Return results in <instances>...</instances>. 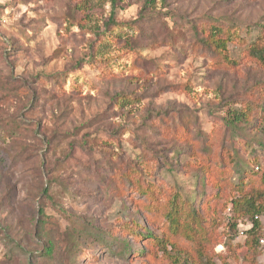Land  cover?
Listing matches in <instances>:
<instances>
[{
  "label": "clouds",
  "instance_id": "1",
  "mask_svg": "<svg viewBox=\"0 0 264 264\" xmlns=\"http://www.w3.org/2000/svg\"><path fill=\"white\" fill-rule=\"evenodd\" d=\"M82 2L0 0V264H40L46 250L52 264H184L186 253L198 249L193 240L182 243L187 231L179 238L173 235L170 201L178 191L190 200L194 180L169 170L175 153H168L165 162L160 138L138 128L137 117H143L149 101L122 107L117 98L119 78L129 70L118 58L115 36H139L134 22L141 19L144 0H120L115 8L113 0H92L89 19L83 18L84 11H75ZM216 3L172 0L170 10L157 0L152 13L171 11L162 20L172 35L211 17L222 29L216 39L228 42L229 59H237L235 51L239 67L246 73L251 69L244 77L233 75L223 89L194 80L192 95L204 105L205 115L182 138L192 143L199 142L202 132L215 135L212 126L219 129V117L228 109L240 110L249 115L240 122L248 135L242 139L230 131L229 140L242 149V166L264 178V0H225L223 9L212 11ZM113 12L118 24L108 31L105 22ZM105 42L112 50L100 54ZM174 47L179 51V44ZM199 48L190 49L184 66L203 77L201 65L210 58ZM164 53L171 54L167 44L158 51H140L148 58ZM256 120L259 124L252 127ZM253 150L260 154L258 160L251 157ZM200 166L194 157L190 167ZM238 179L230 175V182ZM10 188L13 198L5 204ZM231 208L229 204L222 214L231 218ZM45 218L49 224L41 227ZM146 218L151 220L147 230ZM236 223L238 230L253 227ZM146 231L166 242L161 247L150 239L141 243ZM125 237L132 241L130 249L124 247ZM146 247L151 250L139 255ZM203 247L209 254L213 249L230 254L225 240Z\"/></svg>",
  "mask_w": 264,
  "mask_h": 264
},
{
  "label": "rangeland",
  "instance_id": "2",
  "mask_svg": "<svg viewBox=\"0 0 264 264\" xmlns=\"http://www.w3.org/2000/svg\"><path fill=\"white\" fill-rule=\"evenodd\" d=\"M163 7L169 8L171 10L172 0H162ZM120 1L118 2V4ZM117 5V4H116ZM113 5V8L116 7ZM225 7V0H217V3L214 5L212 11H219ZM157 8V0L154 2H147L144 0V7L142 9L141 19L139 21L134 22L139 28V36L136 39H132L127 36V33L121 32L120 34L115 36V44L120 49L118 58L121 60H125L124 68L128 69V74L123 75L119 78V91L118 95H128L133 97L134 103H140L141 101L147 99L149 102L145 105L143 109V117H137L138 120V128L140 130H148L150 129L153 133L154 137L160 138L157 141V145L159 147V153H162L164 157L169 160L168 153H175L174 160L175 164L181 166H174V170H176L177 175L183 173V175H191L194 180V184L189 188L190 195L191 193L195 194L193 198L195 203H199L200 196L202 194L199 193H211L213 191L211 185L207 186L208 183L205 181L204 177L199 182V178L196 180L195 174L196 170L190 169L193 157L178 155L177 152H183L182 148L178 146V143L175 142L176 138L173 136H169L167 131L161 132V129L156 128V124L161 122V116L166 117L168 120L178 119L181 116H190V119L193 122H198L201 120L202 116L205 114L201 112L202 105L199 101L198 96L192 95L193 87L192 82L194 80H199L201 83L207 82V84L212 88L223 89L229 87L231 78L233 75H238L239 77H244L249 75V72L246 73L243 69L239 67V58L238 53L235 51L232 52V55L237 56V59H232L236 62V65H219L216 58L212 55L208 54L209 60L204 61L201 67L206 69L203 77H198L196 74L199 71L198 69H191L189 71L185 68V62L188 59L190 49H195L197 43L194 38V23L191 27L186 31L177 32L175 35H172L168 32L166 24L163 23L162 17L164 15L172 14L171 11L168 13H157L153 15ZM92 10V0H83L82 4L77 5L75 11L77 13L84 11L86 15L83 17L84 19H89L90 16L87 13H90ZM114 20V22L118 23L115 18V13L105 22V28L109 30L107 23H109L110 19ZM183 19V17H181ZM198 23H195V25ZM163 37V41L162 38ZM183 42L181 44L180 42ZM195 41V43H193ZM167 44L171 48L170 53H164L159 57L148 58L140 55V51L151 48L153 51H158L160 47ZM179 44L180 49L174 47ZM184 45H188L189 47H184ZM112 44L105 42L101 49L99 50L100 54H104L110 52L112 50ZM229 50V48H228ZM230 51V50H229ZM203 54L204 52H200ZM229 53V52H228ZM225 55V53H223ZM168 60V63H163V61ZM191 66H189L190 68ZM228 67V68H226ZM175 70V71H174ZM3 72V69L0 68V73ZM171 77V78H169ZM35 82V81H33ZM168 95H173L174 99H167ZM184 96V100L179 99V97ZM138 99V100H137ZM232 98L229 97V100ZM159 100L161 103H156ZM221 106L223 104V99L218 102ZM133 104V103H132ZM125 105H131L128 102H124L122 107ZM33 107H38V104L35 100H33ZM208 107L211 108V101H209ZM218 110V109H217ZM196 113H201L200 115H196ZM131 115V113H129ZM196 116V118H195ZM230 114L227 112L225 116L219 117V129H216V126L213 125V131L206 133L208 135V142L214 144L216 146L225 145L226 148H229V131L225 129L224 120H229ZM164 119V118H162ZM197 122V123H198ZM193 123H190L192 125ZM177 144V147L175 145ZM170 145V146H169ZM210 145V144H208ZM151 147V145H149ZM176 157L179 159L176 161ZM183 157V160L181 159ZM240 158L244 160V157L241 155ZM189 163V164H187ZM189 166V167H188ZM189 168V171H185V168ZM185 183V187L188 188L187 182ZM198 184V186H197ZM197 186V189H196ZM196 191L197 194H196ZM13 189H9L7 195L4 198L5 204H10L13 198ZM227 194L232 196L230 188L227 190ZM231 202V201H230ZM228 203V205L230 204ZM214 207L218 209V215L222 217L223 225L220 227L212 228V224H208L207 237L213 241L225 240L226 246L228 247V253L224 252H215L213 249L212 262L214 264H264V246H261L259 243V247L257 250L251 251L248 249L245 244L247 235L241 236L240 230H232L229 223L236 221L247 225V223H251L250 217L241 216L231 212V218L223 215V205L222 203L212 204ZM228 205L225 210L228 209ZM213 207V208H214ZM233 217L234 220L232 219ZM232 219V220H231ZM236 221V222H237ZM261 230L260 235L261 238L264 239V218L261 219ZM49 224V220L45 218L41 222V227H45ZM229 224V225H228ZM252 224V223H251ZM212 225V226H211ZM247 228V227H245ZM225 229V230H222ZM43 254V253H42ZM41 254V255H42ZM100 256V259H103V256L97 253ZM43 257V256H42ZM255 258V259H254ZM191 259V258H190ZM53 256L50 258L43 257L40 264H52ZM192 262V261H191ZM86 264V262H84ZM192 264H198L196 261L192 262Z\"/></svg>",
  "mask_w": 264,
  "mask_h": 264
},
{
  "label": "trees",
  "instance_id": "3",
  "mask_svg": "<svg viewBox=\"0 0 264 264\" xmlns=\"http://www.w3.org/2000/svg\"><path fill=\"white\" fill-rule=\"evenodd\" d=\"M119 1L120 0H113V5L115 6L118 4ZM147 2H154V0H147ZM117 24L118 23L114 22L112 18L109 23H107V26L111 31L112 26ZM193 28L195 41L200 45L199 52L202 51L212 55L221 66H223V64L236 65L235 61L229 59L228 42L223 39H216L222 29L211 22V17H208V19L202 24L195 25L194 23ZM103 44L100 45L98 52ZM223 53H225V55ZM217 57H219V59H217ZM117 98L130 104L134 103L135 100L128 95H118ZM227 112L230 114V119H223L225 129L229 132L238 133L243 139L248 135V128H241L240 122L248 120L249 115L240 110L233 111L232 109H228ZM160 119L161 122L156 124V128L161 129V132L167 131L169 136L172 135L173 138H176L175 142H177L178 146L184 150L183 152H177V156L187 155L189 157L198 158V162L201 166L190 167V169L194 168L196 170V180L199 178L200 182L202 177H204L205 181L209 182H207V186L211 185L213 189L210 194L206 193V195L199 191V193L202 194L199 203H195V200L193 199L195 197L194 193H191L190 200L187 197H182L179 194V191L172 194V199L170 201L172 211L169 213V217H171V224L174 227L173 235L179 238L183 236L185 231H187L190 235L185 236L182 243L187 245L189 240H193L198 249L196 254H193L191 250L186 253L189 259H186L184 264H192L194 261L198 264H202V261L204 264H214L212 262L213 253H207L203 245L205 243H212L207 237L208 231L210 232L211 229L208 228V224H212V228H218L220 225H223L222 217L218 215L217 207L212 205L215 204V202L222 203L224 207L223 209L225 210L228 203L231 201V212L241 216L250 217L253 227L246 232L248 235L245 244L252 252L257 250L260 240L262 239L259 231L261 230V219L264 218V178L257 179L258 174L254 168L242 166L244 163V160L240 158V152L242 149L235 147L231 141L229 142V148H226L224 144L216 146L208 142V135L203 132L199 136V142L194 141L189 143L188 141L183 140L182 134L188 132L190 130V123H193L190 116H181L180 118L171 121L162 116ZM172 123L175 125L174 128L169 127ZM258 124L259 121L256 120L253 122L252 127H256ZM175 145L177 147L176 143ZM261 147H264V141H261ZM250 155L254 160H258L260 154L256 150H253ZM178 159L179 157H176V161ZM164 160L165 162L168 161L166 157H164ZM174 166L181 167L178 162H176L175 164L172 163L170 165L169 170H174ZM231 174L237 175L239 179L235 182H230ZM228 188H230L233 193L232 196L227 194ZM197 192L198 191H196V194ZM164 199L165 202H168L167 197ZM169 217L165 218L168 219ZM234 218L236 217H233L232 219L234 220ZM237 219L238 218H236V221ZM236 221L229 223L231 229L235 231L238 230ZM132 223L136 222L132 221ZM150 223L151 220L146 218L144 225L145 230H147ZM137 226L139 227L138 223ZM166 235L167 233H165V236ZM148 239L152 240L153 245L156 247H161L166 242L147 231L141 238L140 242L143 243L144 240ZM131 244L132 241L125 237V249H130ZM150 250V248L146 247L145 251L140 252L139 255L143 256ZM206 255L207 259L205 261L204 258ZM42 256L46 258L51 257V255L47 254V250Z\"/></svg>",
  "mask_w": 264,
  "mask_h": 264
},
{
  "label": "built area",
  "instance_id": "4",
  "mask_svg": "<svg viewBox=\"0 0 264 264\" xmlns=\"http://www.w3.org/2000/svg\"><path fill=\"white\" fill-rule=\"evenodd\" d=\"M247 231H249V229L247 228H245L244 230H240V235L245 236Z\"/></svg>",
  "mask_w": 264,
  "mask_h": 264
}]
</instances>
